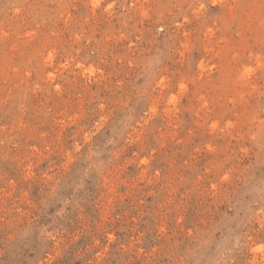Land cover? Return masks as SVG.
Returning <instances> with one entry per match:
<instances>
[{
    "label": "rangeland",
    "instance_id": "rangeland-1",
    "mask_svg": "<svg viewBox=\"0 0 264 264\" xmlns=\"http://www.w3.org/2000/svg\"><path fill=\"white\" fill-rule=\"evenodd\" d=\"M0 264H264V0H0Z\"/></svg>",
    "mask_w": 264,
    "mask_h": 264
}]
</instances>
